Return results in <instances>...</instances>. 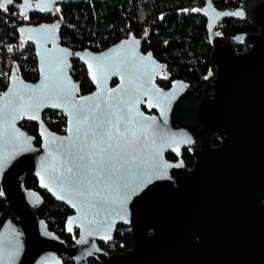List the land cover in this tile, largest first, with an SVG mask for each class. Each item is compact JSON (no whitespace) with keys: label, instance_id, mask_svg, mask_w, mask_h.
<instances>
[{"label":"water","instance_id":"95a60500","mask_svg":"<svg viewBox=\"0 0 264 264\" xmlns=\"http://www.w3.org/2000/svg\"><path fill=\"white\" fill-rule=\"evenodd\" d=\"M203 1L215 70L199 92L185 79L161 87L163 62L144 51L140 36L93 51L61 42L60 19L20 27L35 46L40 77L28 81L14 70L0 90V188L7 202L0 213V264H63L64 257L75 264L92 258L101 264H264V0H243L234 11ZM60 2L27 0L25 6L21 0L18 8L22 15L48 13ZM226 18L248 21L257 31L224 35L218 23ZM75 60L86 66L92 92L83 93L72 75ZM29 102L40 108L13 119ZM48 110L65 114L64 134L51 130ZM33 111L38 119L29 118ZM117 117L120 133L132 129L138 142L117 156L119 171L108 166L102 183L90 184L92 130L111 128L106 120ZM23 120L38 124L41 144ZM216 138L219 147L212 145ZM197 141L192 169L183 159H167V152L180 156ZM53 165L57 177L64 173L61 179L50 178ZM154 165L167 167L161 174ZM28 173L73 210L65 225L73 244L38 214L45 197L26 187ZM125 185L137 190L121 207L116 189ZM96 190L106 203L89 199ZM119 224L131 227L133 243L124 253H110L100 242L111 241Z\"/></svg>","mask_w":264,"mask_h":264},{"label":"trees","instance_id":"16d2710c","mask_svg":"<svg viewBox=\"0 0 264 264\" xmlns=\"http://www.w3.org/2000/svg\"><path fill=\"white\" fill-rule=\"evenodd\" d=\"M0 9V90L7 89L10 76L14 70L26 80H39V65L35 46L20 33L19 29L27 21L21 16L18 2ZM219 9L240 7L243 0H213ZM203 0H61L57 11L48 14L37 13L33 16L34 24L62 20L60 26L61 42L75 49L105 50L130 35L144 39L145 52L152 51L164 64L168 73L162 85H170L172 80L187 79L192 89L199 91L207 83V76L215 68L210 58L213 46L208 36V20L201 9ZM198 9L199 11H193ZM224 35L236 36L239 33L256 32L257 28L240 19L226 18L221 22ZM11 49V51H9ZM243 50V47H240ZM72 75L81 80L83 93L92 92L95 87L87 74L86 66L73 61ZM115 82L114 84H116ZM46 114L55 121L49 124L51 130L66 132L67 119L64 113L48 110ZM21 126L37 136L39 126L35 122L23 120ZM169 157L172 158V155ZM188 164L193 163L187 152ZM26 187L39 189L45 200L36 207L38 214L47 219L51 230L59 233L68 244H73V235L67 234L65 225L73 210L68 205L52 197L46 190L38 187V179L28 173ZM7 206L1 196L0 213ZM110 242H100L101 247L110 253L127 251L133 243L130 227L120 225ZM90 264H101L95 258ZM63 264H75L64 257Z\"/></svg>","mask_w":264,"mask_h":264},{"label":"snow or ice","instance_id":"6c2138e0","mask_svg":"<svg viewBox=\"0 0 264 264\" xmlns=\"http://www.w3.org/2000/svg\"><path fill=\"white\" fill-rule=\"evenodd\" d=\"M14 0H0V9H3L4 11H7V5H13ZM25 6H27V0H25ZM40 10H44L43 7L40 8ZM193 11H199L198 9H193ZM23 14V13H22ZM25 18H27L25 16ZM23 31V29H21ZM11 51V49H9ZM103 68V66H101ZM89 69H92V65H89ZM96 74L93 72L92 79L95 81L96 80ZM5 98H7V94H5ZM20 99H23V97H20ZM90 99V98H88ZM56 106V105H53ZM109 107H111L109 105ZM39 109L40 104L36 103L33 105L31 102L21 105V111L17 112L16 115L13 116V119L19 118L20 115L26 114L28 112V109ZM30 119H38V116L36 115V112L33 111L31 115H29ZM120 117H117L116 121L113 122L112 120H106L107 124H111V128H104L101 125H97L95 128L92 130V136L94 139L92 140L91 143V150L87 154V159L89 161V175L93 177L94 179L89 180L90 184H96L97 186L102 183L105 173L108 170V166H110V169L113 171H119V169L116 166V161L117 156L119 155L120 152H126L128 146L133 145L138 142V136L136 132L132 129H127L125 132L120 133V122H121ZM129 122H134V120H131ZM79 127H77V132H79ZM71 131V129H69ZM119 133V136L116 134ZM43 135V133H41ZM131 139L127 140L125 144H122L121 141L124 139L125 136H129ZM85 139H88V134L85 133ZM63 143V142H61ZM167 166L160 167L159 165H154L155 171L159 173H163L164 168ZM66 171L68 174L75 175L73 172V167L68 166L66 168ZM56 168L55 165H53L51 169V179L57 180L61 179L64 176V173L61 172L60 176L57 177L55 175ZM39 175V173H38ZM43 180V177H41ZM111 179V177H109ZM146 183V181H144ZM44 187H48V184H44ZM137 189L132 188L130 186L125 185L123 189L117 188L116 191L119 194L121 198V207L124 202L127 201L128 197L135 192ZM81 195H84V193H81ZM89 199L95 200L98 204H104L107 202L108 198L105 196H102L101 191L96 190L94 192H90L89 194ZM58 198H63L58 197ZM75 206V205H74ZM106 219V217H105ZM71 223V222H69ZM90 223H95V220L90 221ZM100 223H103V221H100ZM71 231V227L68 229Z\"/></svg>","mask_w":264,"mask_h":264},{"label":"flooded vegetation","instance_id":"af4514ba","mask_svg":"<svg viewBox=\"0 0 264 264\" xmlns=\"http://www.w3.org/2000/svg\"><path fill=\"white\" fill-rule=\"evenodd\" d=\"M55 11H57V9H56V7L54 8V10L52 11L53 13L55 12ZM37 13H41V12H36V11H32V12H29V13H27L26 15H22L21 14V16L25 19V21H27L26 23H30V24H34L33 23V21H34V18H33V16L35 15V14H37ZM48 13H50V12H48ZM48 13H41V14H48ZM25 16L27 17V18H25ZM164 65V64H163ZM164 71H165V74H166V77L165 78H161V79H158L157 80V82H159V81H161V80H166L167 78H168V73H167V71L165 70V67H164ZM176 80V79H175ZM186 81H187V79H185ZM80 82H81V80H79ZM91 81V80H90ZM189 82V81H188ZM172 83H173V80H172ZM172 83L170 84V85H168V84H166V85H162V84H160V82H159V84H160V86L161 87H164V88H166V89H168V88H170L171 86H172ZM190 83V82H189ZM205 86H206V84H205ZM190 88H192L191 87V84H190ZM196 91V90H195ZM83 92V91H82ZM197 92H199V91H197ZM156 111H152L151 112V114L152 113H155ZM67 131V130H66ZM64 134V133H63ZM219 144H220V139H214L213 141H212V145L213 146H215V147H219ZM201 146H200V144H199V142L197 141V142H193V143H191V144H189L186 148H184L183 149V151H182V154L180 155V156H177L176 154H174L173 152H167L166 153V157H167V159H170V160H172V161H174V162H176V161H179L180 159H183L184 160V162H185V165L186 166H188L190 169H192L193 167H194V164H195V162H196V158L194 157V155H193V153H192V149H197V148H200ZM189 153L191 156H192V158H193V163L192 164H188V161H187V158H185L186 157V153ZM170 155H172V158L171 157H169ZM120 225H122V224H119L117 227L119 228V226ZM124 225H126V224H124ZM128 226V225H127ZM129 227V226H128ZM117 228V229H118ZM130 229H131V227H130ZM116 232V231H115ZM77 233H78V231H77ZM113 240V239H112ZM110 242V241H109Z\"/></svg>","mask_w":264,"mask_h":264},{"label":"rangeland","instance_id":"374dc122","mask_svg":"<svg viewBox=\"0 0 264 264\" xmlns=\"http://www.w3.org/2000/svg\"><path fill=\"white\" fill-rule=\"evenodd\" d=\"M44 118H45V120L49 121L50 123H53L55 121L53 118L51 119L46 113L44 114Z\"/></svg>","mask_w":264,"mask_h":264},{"label":"built area","instance_id":"2783aa9c","mask_svg":"<svg viewBox=\"0 0 264 264\" xmlns=\"http://www.w3.org/2000/svg\"><path fill=\"white\" fill-rule=\"evenodd\" d=\"M243 4V3H242ZM242 6V5H241ZM237 7H229L228 9H230L231 11H234ZM219 24V28L221 29L222 27V24L221 23H218Z\"/></svg>","mask_w":264,"mask_h":264}]
</instances>
